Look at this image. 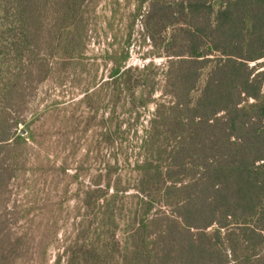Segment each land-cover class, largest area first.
<instances>
[{
  "label": "trees",
  "instance_id": "trees-1",
  "mask_svg": "<svg viewBox=\"0 0 264 264\" xmlns=\"http://www.w3.org/2000/svg\"><path fill=\"white\" fill-rule=\"evenodd\" d=\"M100 38L106 47L90 53ZM138 40L168 59L138 68L132 82ZM108 62L110 80L89 92ZM260 66L264 0H0V264H48L66 218L35 184L27 205L13 198L20 181L55 167L29 165L36 137L26 115L48 81L82 86L96 109L125 91L131 114L155 104L135 193L120 178L112 191L110 180L82 191L54 264H264Z\"/></svg>",
  "mask_w": 264,
  "mask_h": 264
},
{
  "label": "rangeland",
  "instance_id": "rangeland-1",
  "mask_svg": "<svg viewBox=\"0 0 264 264\" xmlns=\"http://www.w3.org/2000/svg\"><path fill=\"white\" fill-rule=\"evenodd\" d=\"M140 42L138 40L132 47V55L127 60V66L137 68L131 72L132 82L141 79V70L138 71V68L149 63L164 68L168 59L164 55H157L156 50L153 52L151 44ZM105 47L106 42L103 39L92 40L89 52L100 55ZM262 61L252 62L251 65ZM97 67V80L91 85L89 92L110 80L111 63L98 64ZM263 68L264 66H260L259 69ZM156 81L159 84L162 82L159 77ZM105 86L106 90L107 85ZM134 86L135 95H138V87ZM81 89L82 86L71 88L69 85L48 81L40 87L32 100L34 108L26 115L36 137V140H30L33 150L29 154V165L34 167L40 161L45 164L48 159H52L55 167H46L39 180L31 174L26 182L20 181L13 189V198L27 205L31 200L26 196L29 194L28 189L35 184L40 192L47 194L50 191L54 200L63 203L58 211L66 218L61 222L63 226L57 232V239L48 248V264H54L58 256L63 254L65 241L73 234V222L80 218L77 204L82 191L88 188H104L109 180L112 191L118 178L122 185L134 184L136 159L141 156L139 144L155 108L152 102L140 108L138 113L131 114L134 106L130 102L128 91H125L121 101L108 103V96L105 104L96 109L98 106H92ZM154 97L161 98L160 92ZM118 124L120 128H117ZM105 127H110L113 131L111 137L108 132L103 133L106 132ZM63 166L65 172L61 171L60 167ZM135 191L132 185L127 193ZM159 207L166 209L162 204ZM38 211L40 212L37 215L44 213L43 210ZM19 225L16 227L20 228Z\"/></svg>",
  "mask_w": 264,
  "mask_h": 264
}]
</instances>
